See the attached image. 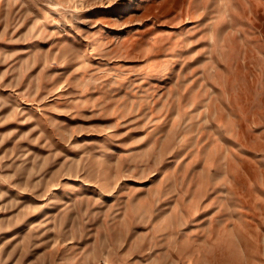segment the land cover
<instances>
[{"label":"rangeland","instance_id":"374dc122","mask_svg":"<svg viewBox=\"0 0 264 264\" xmlns=\"http://www.w3.org/2000/svg\"><path fill=\"white\" fill-rule=\"evenodd\" d=\"M0 264H264V0H0Z\"/></svg>","mask_w":264,"mask_h":264}]
</instances>
